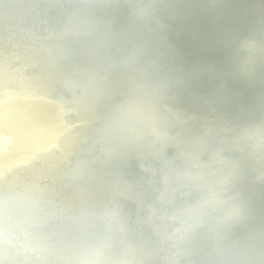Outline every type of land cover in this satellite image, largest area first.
<instances>
[{"label": "bare ground", "instance_id": "obj_1", "mask_svg": "<svg viewBox=\"0 0 264 264\" xmlns=\"http://www.w3.org/2000/svg\"><path fill=\"white\" fill-rule=\"evenodd\" d=\"M109 1L112 7L110 12L104 3L48 0L53 16L46 22L34 19L40 16L37 10L29 15L18 13V17L25 23L33 27L47 26L63 37V47L55 44L54 53L63 58L65 67L39 53L38 62L33 68L41 69L40 76L28 78L21 71L22 85L3 75L0 68V111L5 112V116H0V182L7 176L31 174L32 163H52L56 158L67 157L73 148L82 146L83 142L76 133L88 131L87 121L93 120L94 115L73 92L86 90L98 102L107 100L108 95L105 90L79 84L74 79L75 73L80 72L89 78L94 70L100 77L114 81L116 89L123 96L131 95L138 101H146L155 106L159 113L166 114L167 94L156 98L139 94L133 89L134 82L141 74L130 69L129 65L143 63L148 66L147 75L161 76V80L147 78L148 86L158 88L163 83L175 86L181 99L175 101L179 112L173 118L176 121L197 120L196 126H178L181 138H195L215 132L244 157L240 159L224 155L223 161L227 164L222 165L228 170L231 165L238 164L248 171L246 176H233L231 179L237 192L256 202L244 208V212L264 220V189L251 174L255 168L264 170V165L259 163L250 145L229 139V136L237 135L230 130L233 124L245 132L254 124L264 122V55L250 58L245 47L251 39L257 40V45L264 47V0H228L234 12L227 10L221 0H164L165 7L160 15L146 24L130 17L129 0ZM198 4H202L205 11L200 10ZM91 17L95 20V31L88 32L85 26ZM165 21L171 27L169 38L163 36L162 24ZM136 26L141 28L140 32L136 31ZM149 26L154 31H148ZM119 28L126 29L145 45L133 49ZM35 41L39 45L45 43L42 38ZM30 42L27 40V43ZM1 45L3 41L0 40ZM157 47L163 52L162 57L157 56ZM171 54L178 55L180 60L171 58ZM241 56L253 73L243 71V63L239 59ZM191 57L196 63L189 61ZM103 62H123L125 65L117 71L115 68L107 69ZM162 63L174 70L175 77H170L161 69ZM220 72L227 75V82H224ZM61 75L68 80H62ZM224 85L227 89L222 91L220 88ZM188 90L199 93L205 102L194 100ZM215 96H219L225 106L212 101ZM99 113L114 116V112L105 108H101ZM168 138L174 140L175 135L169 134ZM118 144L129 146L134 152L130 157L135 165L134 176H129L130 172L121 167V171L129 177V183L134 186L150 184L151 179L144 170L133 142L121 140ZM116 147L117 144L109 143L104 149L114 153ZM187 147L183 146L185 149ZM217 148V143L206 145L209 150ZM179 150L174 144L168 147L171 169L176 172L185 167L184 160L178 156ZM145 153L158 171L164 169L151 151L145 150ZM205 165L209 166V163ZM99 166L104 167L102 164ZM100 181L102 183V179ZM156 185L158 187V183ZM175 205L183 207L194 204L188 200ZM134 213L131 206L129 220ZM252 225L264 238V228ZM229 234L236 238L240 235L231 229ZM208 235H203L202 242L187 246L183 252L179 248L174 250L181 253V256L193 252L195 259L203 263L210 247L205 239ZM251 245L256 252L264 249V245ZM212 249L213 253H217L215 247ZM211 264H218V260L212 259Z\"/></svg>", "mask_w": 264, "mask_h": 264}, {"label": "water", "instance_id": "obj_2", "mask_svg": "<svg viewBox=\"0 0 264 264\" xmlns=\"http://www.w3.org/2000/svg\"><path fill=\"white\" fill-rule=\"evenodd\" d=\"M92 3H104L107 11L112 10L109 0H83ZM222 4L230 12H234L228 0H221ZM198 8L205 11L202 4ZM37 10L38 22H46L52 17L48 0H0V68L1 73L10 79L23 84V71L28 78H38L41 69L33 68L38 62V54H45L46 58L56 64L65 67L63 58L54 53V45L63 47V37L47 26L33 27L18 17V13L32 14ZM152 22V21H151ZM163 36H171V27L168 21L163 22ZM6 27V29H5ZM79 28V27H78ZM86 31H95V20L89 18ZM136 31L141 28L136 26ZM148 31H154L149 26ZM119 32L126 38L133 49H139L145 44L141 40L132 37L130 33L119 28ZM42 38L45 43L39 45L35 41ZM27 40H31L27 43ZM257 44V40L251 39ZM157 56L162 57L163 52L157 47ZM175 60H180L176 54L169 55ZM243 63V71L253 73L250 66L246 65L244 57H239ZM190 62L196 63L194 58ZM107 69H120L125 65L123 62H103ZM129 68L139 72L141 76L134 82L133 89L139 94L151 97H159L167 94V113L161 114L158 109L146 101H138L133 96H123L116 84L108 78L100 77L96 71L91 76L78 72L74 79L79 84L89 85L95 89L105 90L108 99L98 102L96 97L86 90L73 92L85 103L94 115L93 120L87 121L88 131H77L82 140L81 147L73 148L67 157L56 158L52 163L37 161L31 164V174L16 177L7 176L0 182V189L34 187L40 189L46 199L58 209H78L90 207L99 212L116 211L119 214L120 238L140 246L146 256V264H211L212 259H217L218 264H259L264 262V249L256 252L252 243L264 245V238L252 224L264 228V220L251 217L244 212V208L256 202L249 196L236 191L233 176L243 177L248 171L241 165L233 164L225 170L221 161L224 155L244 157L229 147L220 134L208 132L195 138H181L178 126L181 124L196 126L197 120L176 121L173 116L179 112L175 101L180 100L175 86L163 83L158 88L146 84V79L161 80L158 74L147 75L148 66L143 63L129 65ZM161 69L170 77H175L174 70L166 63H162ZM195 73V70H189ZM224 82L228 77L220 72ZM62 80H68L66 76H60ZM120 83V82H119ZM118 84V83H117ZM225 84V83H224ZM222 91L227 87L221 86ZM190 96L196 101L205 102L203 96L193 90H188ZM263 97V96H262ZM212 101L225 106L219 96ZM259 107V104H255ZM101 108L114 112V116L99 113ZM4 115L3 110L0 116ZM5 128L3 125H1ZM230 130L236 133L229 136L230 141H243L250 145L256 153L259 163L264 165V122L254 124L250 130L242 132L238 125L233 124ZM169 134L175 135L174 140L168 138ZM121 140L133 142L136 153L143 162L145 172L151 179L150 184L140 183L136 186L129 183V177L121 171L126 168L134 176L135 165L130 157L133 150L129 146L118 144ZM117 144L116 152L105 150L107 144ZM217 143L216 150L206 149V145ZM176 145L180 148L178 156L184 160L185 167L176 172L171 169V156L168 147ZM184 145L188 147L183 148ZM151 151L163 164L164 169L158 171L145 153ZM206 162L209 166H206ZM102 164L104 167H100ZM204 165L205 167H201ZM253 177L264 189V170L255 168L251 171ZM203 175L204 181L211 182L218 178H224L229 182L230 194L237 197L241 205V216L238 219H228L223 210H209L205 223L199 227L189 241H180L175 236L177 221L174 214L180 206V202L190 200L193 204L199 202L204 195L197 188V180L194 178ZM102 179V183L100 181ZM158 183V187L156 185ZM186 190H189V194ZM135 210L134 216L129 220V208ZM239 232V237H233L229 230ZM209 234L205 239L210 247L206 251L203 263H199L191 252L182 255L174 248L185 250L187 246L203 241V235ZM201 235V236H200ZM215 247L217 253L212 252Z\"/></svg>", "mask_w": 264, "mask_h": 264}, {"label": "clouds", "instance_id": "obj_3", "mask_svg": "<svg viewBox=\"0 0 264 264\" xmlns=\"http://www.w3.org/2000/svg\"><path fill=\"white\" fill-rule=\"evenodd\" d=\"M164 7V0H129V15L146 24ZM245 47L250 58L264 55V47L253 41ZM194 179L204 195L198 203L176 210L175 236L180 241L192 239L209 210H223L228 219L241 216V205L226 179ZM0 264H146V256L140 246L120 238L116 211L58 209L40 189L18 187L0 189Z\"/></svg>", "mask_w": 264, "mask_h": 264}]
</instances>
